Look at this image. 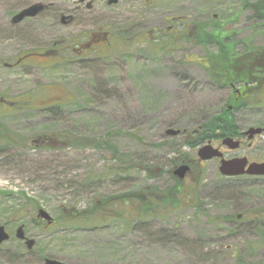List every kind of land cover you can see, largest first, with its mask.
Wrapping results in <instances>:
<instances>
[{
    "label": "rangeland",
    "instance_id": "obj_1",
    "mask_svg": "<svg viewBox=\"0 0 264 264\" xmlns=\"http://www.w3.org/2000/svg\"><path fill=\"white\" fill-rule=\"evenodd\" d=\"M106 1L96 0L97 10L89 18L95 24H115L113 29L128 28L143 40L115 53L113 59L128 60L131 51L135 52L121 67L98 63L80 67L69 61V52L56 53L54 59L30 56L29 64L7 67L6 63H15L24 52L63 46L73 35L92 27L60 23L62 13L68 19L66 15L72 12H88L74 11L75 0H0V97L12 101L34 97L23 99L22 108L0 105V123L19 134L22 142L7 146L0 139V225L10 234V240L0 247V264H45L43 257L66 264H264V248L258 243L264 225L236 228L216 218L264 208V181L234 185L241 181L223 177L218 158L199 160L198 149L207 141L196 148L188 146V142L195 144L206 123L225 118L221 112L232 105L230 88L215 82L201 64L208 49L217 51L219 46L185 39L162 53L145 44L146 37H155L159 31L170 41L164 23H171L169 18L174 15L184 18L186 34L194 35L195 22L210 23L209 32H213L215 20L220 28L217 41L225 44L221 47L259 49L264 46V12L259 16L253 5H264V0H156L150 12L139 1L135 16L125 15L123 10L130 8L132 13V6L124 0L116 6ZM37 2L53 5L12 24L14 15ZM259 94L264 98V85ZM56 104L58 108L48 109ZM234 118L241 130L264 126V103L236 111ZM168 129L181 133L167 135ZM75 137L110 140L134 161L154 167L149 175L132 172L92 182L93 172L112 163L106 160L109 152L102 147L68 145ZM173 141L190 161L178 167L191 163L192 170L180 184L181 205L171 204L159 193L160 206L169 211L152 212L151 207L157 205L152 204L151 188L160 192L174 183L165 175L174 149L158 144ZM212 145L222 146L220 141ZM241 149L251 159L263 161L264 134L254 140L253 147L246 142ZM144 186L149 188L148 204L152 201L144 219L110 220L90 228L62 223L48 227L36 218L38 209L56 219L61 208H87L96 197L121 193L133 197L135 203L127 208H137L136 197ZM33 203L40 207L35 209ZM21 224L36 239L42 257H23L28 251L15 236Z\"/></svg>",
    "mask_w": 264,
    "mask_h": 264
},
{
    "label": "trees",
    "instance_id": "obj_2",
    "mask_svg": "<svg viewBox=\"0 0 264 264\" xmlns=\"http://www.w3.org/2000/svg\"><path fill=\"white\" fill-rule=\"evenodd\" d=\"M255 8L254 11L258 12L259 14L264 12V5L262 3L253 5ZM215 29L213 32L211 31L210 23L204 22H195V30L194 35L185 34V38L188 41H193L195 43L205 44L206 47L212 46L214 44L218 45L219 48L217 51L209 50L208 56H205L201 64L207 71H209L210 76L214 79L215 82L221 85H231L242 83L243 86V93L244 96L242 100L238 103L232 101V105L234 109H242L247 108L255 105H262L264 103V98L260 97L258 90H261L264 85V46L259 47V49L251 50H240L237 51L235 49L225 48L221 46H225V44L218 42L219 40V33L218 30L220 29L215 22L212 20ZM166 35V34H165ZM169 39L162 37V35H158L156 39L152 41L151 46L154 49H158L162 51V53L168 52L175 45L172 44V41L175 43L176 40H170L169 43L166 42ZM228 50V51H227ZM222 51V54H221ZM203 63H206L204 65ZM255 63H261L262 65H257ZM260 67V69H259ZM27 97L23 96L18 98L17 101H14V104L11 107H25L23 103H20L23 99L31 100L34 97ZM233 100V98H232ZM59 104L51 106L48 109H55L58 108ZM225 111L221 112V115L225 118H217L208 123H206L203 130L197 133L196 142L195 144L188 142V146L192 148H196L201 143L206 142L208 139H213L219 136H227L229 134H233L235 131L234 129V120L231 112L228 113V108L224 109ZM234 122V123H233ZM233 125V128L230 127ZM215 126V127H213ZM218 128V129H217ZM216 130V134L212 132ZM45 136V135H44ZM65 136V134H64ZM69 138L65 136V139ZM0 139L1 143L4 145H21V137L19 134H16L12 131L8 126L0 123ZM64 139V140H65ZM69 142V141H67ZM68 145H73L74 147H92L94 149H100L101 147L104 148L107 152H109V158L106 160L108 162H112L109 164V167L105 169L103 166L99 171L93 172L90 176V180L92 182H101L103 179H108L110 177H122V175H129L132 172L140 173V172H147L148 175L150 172L148 170L154 166L151 164H146V162L140 161V163L134 161L128 154L121 152L118 147L111 142L110 140H104L99 138H84L75 137L73 141H70ZM161 147H168L174 149V156L169 159V167L165 170V175L170 177L172 181H174L172 186H168L166 190H162L160 192H156L155 188H151L152 190L149 191V194H154V199L152 204L157 205L156 207H151L152 212H158L159 209L162 207L160 205L161 201L158 198V195L162 197L160 194H164L171 200V204L174 205H181L180 204V197L178 195L182 192L180 188L181 180H179L174 174L173 170L175 167L180 165L181 163L190 162L188 161L187 157L184 155V152H181L179 147H177L176 143L173 142H164V144H158ZM51 147V146H47ZM54 148V147H53ZM191 164V163H190ZM192 165V164H191ZM123 175V176H124ZM161 174H156V176H160ZM148 187L144 186L141 189V194L137 195L139 207V211L137 210L136 206L134 205L133 208L129 209L127 206H130V202H134L133 197L124 194H116L112 196L106 197H96L90 206L87 208L78 209L76 206L71 207L69 210L65 208H61L60 215L58 218L55 219L54 225L58 224H85L86 226H90V228L98 227L102 224L110 220L114 221H132L130 219L136 218L137 220L144 219L145 211L149 206H151V202L148 204V199L146 197ZM159 191V190H158ZM160 193V194H159ZM158 201H157V200ZM30 200L29 202L32 203L34 200ZM135 203V202H134ZM33 207L39 208V203H33ZM169 207V206H168ZM136 210L135 212L132 210ZM168 212L169 208L163 207L162 209ZM136 213V214H135ZM135 214V215H134ZM137 215V216H136ZM129 219V220H128ZM37 223H39L37 221ZM50 226V227H52Z\"/></svg>",
    "mask_w": 264,
    "mask_h": 264
},
{
    "label": "flooded vegetation",
    "instance_id": "obj_3",
    "mask_svg": "<svg viewBox=\"0 0 264 264\" xmlns=\"http://www.w3.org/2000/svg\"><path fill=\"white\" fill-rule=\"evenodd\" d=\"M76 4L74 7V11L77 10H87L88 12L86 14H79V13H73L66 15L68 16V19L65 18V14L62 13L60 14V23L63 25H75V27H88V25H90L92 28L90 30H83L82 34H80L79 36L73 35L72 39L67 43V44H63V46H59V47H51V48H45V49H41V50H34V51H28V52H24L22 56H20L15 63L10 64V63H6L7 67H18L21 64H29L27 63V58L30 56H47L51 59L55 58L56 53L59 52H69L72 54V58L69 59L70 62L74 63V64H78V66L82 67H87V66H91L94 67L96 63L102 65V66H106V65H110V66H117V67H121L123 65H127V63H129V60L133 59V53L131 51V55H129V59L126 60L124 57H118L117 59H113L115 57V53L117 51L120 50V48H128V47H133L134 45H137L139 41H143L140 37H138V34H134L133 32L129 31V29H125V30H121V29H113L112 27L115 24H111V23H101V24H95L93 21L95 19H91L89 18L94 10H97V6H96V0H75ZM122 0H107L106 1V5L108 6H116V5H120ZM140 1L141 5L145 6L146 10L145 11H151L153 8V4L156 0H124V4L132 6L131 12H129V9H125L123 11H125V15L126 14H130L132 16L137 15V11H135L138 2ZM134 2V4H133ZM121 3V4H123ZM53 3H51L49 6H46L45 10L52 7ZM258 13V12H257ZM259 16H262V13L259 14ZM27 19V18H26ZM171 20V23L166 24L164 23L165 27L167 28V30H169L170 32V36L172 40H176V42L174 43L172 41L173 45H181L184 43L185 41V34H186V28H185V23H184V18L182 16H170L169 18ZM23 21V20H22ZM21 22V21H20ZM19 22V23H20ZM19 23H13L14 25H17ZM175 23H177V26L175 25ZM181 24V25H180ZM180 26H182V28H180ZM195 28V27H194ZM164 31V30H163ZM172 32H174V34H172ZM160 31L155 35V37L152 38H147L146 37V43L147 45L151 46L150 43H152V41L154 39H156V37L158 35H160ZM172 35V36H171ZM78 37V38H77ZM187 40V39H186ZM192 42V41H191ZM59 45V44H57ZM177 46V47H178ZM152 47V46H151ZM58 48V49H57ZM180 48V47H179ZM58 60V59H57ZM66 60H68L66 58ZM35 62V61H34ZM58 62V61H55ZM32 63V62H31ZM257 65H262L264 63H255ZM260 69V67H259ZM240 85V88H237L236 86ZM242 83H237V84H231V85H226L228 86L230 89V94L231 97H233V102H239L240 100H242L244 93L242 91ZM262 92V89H261ZM258 92V93H261ZM2 103L7 104L8 106H12L14 104V101L12 100H8L6 97H0V105ZM234 105H231L228 107V113L231 112V115L234 119L235 122V118H234V113L236 111L239 110H243L242 109H234L233 108ZM233 122V123H234ZM233 128V125L230 127V129ZM250 128H261L263 131L260 134H256L255 136H253L252 138L250 137V134L247 133V131ZM234 129L235 131L233 132V134H229L227 136H219V137H215L213 139H208L207 143H210L212 145L213 141H220L222 146H214L215 148L219 149L221 151V153L223 154L221 157H217L220 161V166H221V161L222 160H234V159H247V166L246 169L248 168V166L252 163H264L263 161L260 160H255V159H251L250 157L246 156L245 154H242L241 152V147L245 146L246 142L248 144V147L251 148L254 146V140L258 137L264 134V126H258V127H249L247 129L241 130L238 128V125L236 123H234ZM225 138H232L234 139V141H236L238 143V146L236 148H230L226 145L223 144V140ZM214 158V159H217ZM198 162V161H197ZM191 166V164H190ZM220 166H219V172H220ZM192 168L190 167L189 173L191 172ZM188 173V174H189ZM220 174L223 177L226 178H230V179H239V181H241L240 183H236L234 185H249V186H253V185H260L261 182L264 181V175H254V174H249V173H244V174H239V175H224L220 172ZM230 190H233V188H230ZM243 192V191H241ZM217 221H222V222H228L230 224H236V228L239 227H246L248 228V226H257V225H264V208H258L255 211L252 212H246V213H234L233 215H224V216H217ZM235 226V225H234ZM258 243L263 246L264 248V232L261 233V235H258ZM21 242H23L25 248L27 249V253H23V257L26 258L25 256L28 257H42V253L38 250V243L36 241L35 245L33 246L32 249H29L25 243V240L22 239H18ZM2 246V244H0V247ZM235 249H237L236 247H232V250L235 251ZM242 259V258H240ZM239 259V260H240ZM43 261L46 264V257H43Z\"/></svg>",
    "mask_w": 264,
    "mask_h": 264
},
{
    "label": "water",
    "instance_id": "obj_4",
    "mask_svg": "<svg viewBox=\"0 0 264 264\" xmlns=\"http://www.w3.org/2000/svg\"><path fill=\"white\" fill-rule=\"evenodd\" d=\"M115 1V0H112ZM46 8V5L44 3L38 2L34 3L27 8L21 10L19 13H17L13 17V23H19L20 21L24 20L27 17H34L43 12ZM261 128H250L247 133L250 134V137L252 138L256 134L262 133ZM181 133V130L177 129H168L166 130L167 135L176 136ZM223 144L230 147V148H236L238 146V143L234 141L232 138H225L223 140ZM223 154L221 151L217 148H214L210 143L204 145L201 147L198 151V156L200 161L210 160L216 157H221ZM247 159H234V160H222L220 171L224 175H239L244 173L254 174V175H264V163H252L247 166ZM190 167L189 165H182L180 167H177L174 171V174L178 176L180 179H184L186 177V174L189 172ZM38 218H42L47 221L48 225L52 224L53 217L47 212L45 209H40L38 211ZM15 236L18 239L25 240V243L29 249H32L33 246L36 243V240L34 238H28L26 236L25 231V225L21 224ZM10 239V234L6 230L5 225H0V244L8 241ZM46 264H66L58 259L55 258H46Z\"/></svg>",
    "mask_w": 264,
    "mask_h": 264
}]
</instances>
